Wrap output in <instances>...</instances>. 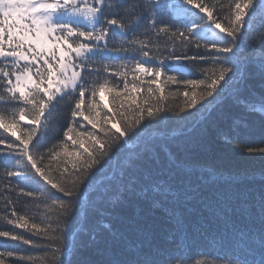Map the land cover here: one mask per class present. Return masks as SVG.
<instances>
[{
	"label": "snow or ice",
	"instance_id": "1",
	"mask_svg": "<svg viewBox=\"0 0 264 264\" xmlns=\"http://www.w3.org/2000/svg\"><path fill=\"white\" fill-rule=\"evenodd\" d=\"M129 3L130 0H0V64L4 65L0 67V89L3 90L0 106L6 109L0 112V129L15 137L14 142L0 137V145L6 149L0 151V156H16L23 160L24 168L30 166L44 185H50L61 194L56 196L49 192L61 218L56 229L59 235L48 237L52 243L60 242L53 252L56 264H73L72 260L64 258L65 248L71 255L76 252V240H68L73 235L68 225L80 211L86 216L96 207L94 196L113 204L124 202L126 197L133 195L151 197L155 203L170 201L175 205H186L193 199L196 189L188 183L190 173L180 174L182 166L167 144L176 137L167 134L164 124L167 117L161 115L168 111L164 106L167 99L165 86L184 87L183 104L177 113L179 121L192 117L194 127L203 123L209 118L205 114L209 113V107L217 97L228 93L238 95L244 86L240 48L246 42L247 30L252 27L249 17L264 14V0H230L226 16L205 0H150L147 5H132L126 24L118 17ZM165 6L184 17L180 22L182 27L161 26L158 14ZM137 7L142 11L133 19ZM192 9L197 11L193 13ZM221 11H224L223 5ZM141 24L146 37L151 33L157 41L161 37L168 38L171 43L166 45V55L159 54L158 59L153 55L152 40L129 38ZM116 37L121 39L120 47H109L110 40ZM201 40L205 42L203 45ZM261 43L264 45V40ZM179 46L184 49L182 54L176 50ZM202 48L204 50L200 51ZM191 49L195 51L188 55ZM121 52L125 54L123 57L118 55ZM137 52L140 59L134 54ZM95 57L126 62L116 69L111 64H104L103 79H97L89 87L87 76L95 73L99 77L101 73V69L92 66ZM181 61L210 62L218 67L213 68L211 75L207 69L203 70L205 78L200 80H178L166 74V70L189 74V68ZM128 62H134V66ZM261 66L264 68V57ZM113 78L122 79L123 86L113 84ZM198 87L203 91L197 92ZM106 93L110 100L101 106ZM69 96L75 101L71 108L72 120L63 132L64 139L59 147L54 146L47 152V158L58 163L50 164L46 171L39 163L45 156L37 157L36 151L46 134L51 110ZM9 108L10 112L7 111ZM259 111L264 114V106ZM81 121H86L90 129ZM145 130L159 135L141 143ZM179 135L183 137L185 133L181 131ZM129 140H134L137 147L124 156L119 171L99 187L89 190L101 169L117 153L121 154L122 146ZM256 150L264 153V147L249 149ZM161 151L169 155L167 164L161 161ZM215 175L208 172L206 178L211 180ZM6 176L23 178L26 172L9 170ZM86 192L94 196L84 200ZM20 194L32 196L23 189ZM203 207L219 217L225 228L233 231L236 226L231 221L232 213L250 214L255 209L262 226L258 264H264V192L252 204L246 196L241 199L240 194L219 192L214 200L203 202ZM11 215L16 219H9L8 223L15 228L35 229L33 235L40 233L36 224L29 225L24 216H17L14 208ZM0 237L36 246L35 241L20 233L0 231ZM91 239L95 241L96 236L92 235ZM116 240L119 242L121 237L117 236ZM126 243L135 252L133 258L120 259L109 251L104 253L107 258L103 264H152L141 255L142 242L138 241L134 246ZM176 247L182 248L183 241H178ZM7 258H15L11 264L32 260L31 256L15 251H0V264H6ZM185 259L179 257L180 264H184ZM220 259H226L227 264H249L247 259L235 256ZM251 264H257V261L253 259Z\"/></svg>",
	"mask_w": 264,
	"mask_h": 264
},
{
	"label": "trees",
	"instance_id": "2",
	"mask_svg": "<svg viewBox=\"0 0 264 264\" xmlns=\"http://www.w3.org/2000/svg\"><path fill=\"white\" fill-rule=\"evenodd\" d=\"M149 2L150 0H130L129 5L121 10L122 15L118 18L124 19L126 24L129 23L128 12L132 10V5H147ZM205 2L209 5L214 4L221 15H227V5L230 0H205ZM221 5L224 6V11H221ZM141 11L137 7L133 19L139 16ZM196 11L192 9L193 13ZM158 18L162 21L161 26L168 24L179 27H182L180 22L184 19L177 16L175 10L168 6L159 12ZM249 19L252 27L247 30L246 42L240 48L244 86L238 95L228 93L217 97L210 105L209 113L205 114L209 118L203 123L194 127L192 117L184 122L179 121L177 113L183 104L184 87L182 85L178 87L176 84L165 86L167 99L164 101V106L168 111L161 115L167 117L164 122L167 134L176 137L168 140L167 144L176 154L175 160L182 166L180 174L190 173L188 183L196 189L193 199L186 205H175L170 201L155 203L151 197L133 195L126 197L124 202L113 204L107 199L102 201L99 196L86 192L83 199L88 200L90 196H94L96 207L86 216L83 211L73 216L68 225L73 235H70L68 240L69 242L76 240V252L75 255H71L65 248V259L72 260L73 264H103L107 258L104 253L109 251L120 259H131L135 256V252L126 242L134 246L139 241L143 244L141 255L152 261V264H169V262L180 264L179 257L186 258L184 264H227L226 259L220 258L229 256L247 259L249 264L255 259L258 264L261 252L259 234L262 226L255 209H252L250 214L234 211L231 221L236 228L233 231L225 228L224 222L219 217L210 214L203 207V202L214 200L216 193L219 192L240 194L241 199L246 196L250 204L255 202V198L261 192H264V153L258 150L249 151L250 148L264 147V114L259 111L264 106V68L261 66V59L264 57V45L261 43L264 40V14ZM144 33V25L141 24L129 38L152 40V53L157 59L159 54H167L166 45L171 43L167 37H161L157 41L153 34L150 33L146 37ZM200 43L203 45L205 42L201 40ZM157 44L158 47L155 46ZM120 45L119 37L110 40L109 47L118 48ZM176 50L181 54L184 52L182 46L177 47ZM203 50L202 48L200 51ZM194 51L195 49H191L187 54L192 55ZM134 54L140 59L138 52ZM118 55L123 57L125 54L121 52ZM125 62L121 59L105 61L95 57L92 66L101 69V73L99 77L95 73L87 76V85L90 87L97 79H103L104 64H111L112 68L116 69ZM128 63L134 66V62ZM169 63L173 62L169 61ZM180 63L189 68V74L170 70H166V74L175 76L178 80H200L205 78L203 70L207 69L208 75H211L213 68L218 67L210 62L197 61L193 64L181 61ZM0 67L4 65L0 64ZM112 83L123 86L122 79L113 78ZM2 91L0 89V92ZM196 91H203V88L198 87ZM76 95L78 96V93ZM109 100L110 96L106 93L101 106ZM74 102L72 97H65L56 104L48 116L46 134L41 140L39 150L36 151L37 157L45 156V159L39 163L46 171L49 170L50 164L58 163V161H50L47 152L54 146L58 148L64 139L63 132L72 120L71 108ZM2 104L3 102L0 101V105ZM4 111L6 109L0 106V112ZM7 111L10 112L11 109ZM81 122L90 129L86 121ZM24 123L27 127V123ZM181 131L185 133L183 137L179 135ZM155 135L159 134L145 130L141 143L147 142ZM163 135L166 136V133ZM0 137H6L8 142L15 141L11 132L4 133L3 129H0ZM68 143L71 144L70 141ZM136 147L134 140L124 144L121 154L117 153L107 166L101 169L95 184L89 185V190L99 187L106 179H110L118 172L124 156L134 151ZM0 151H6L4 145H0ZM160 157L162 163L167 164L168 153L161 151ZM24 164L25 162L16 156H0V231L23 234L26 238L35 241L36 246L23 245L18 241L0 237V251L11 250L32 257V260H25L21 264H56L53 252L60 242L52 243L48 237L59 235L56 229L61 218L58 207L49 198V192L56 196L61 194L51 189L50 185H44L43 181L34 175L30 166L24 168ZM20 169L26 172V177L6 176L7 171ZM208 172H214L216 175L209 180L206 178ZM53 175L58 173L53 172ZM21 189L31 192L32 196L20 194ZM13 208L17 216H24L29 221V225L36 224L41 230L40 233L33 235L35 229L25 231L23 228H15L13 224H9V219H16L11 215ZM60 226L63 227L62 224ZM92 235L96 236L95 241L91 239ZM117 236L121 237L119 242L116 240ZM178 241H183L182 248L176 247ZM14 259L7 258L6 264H11Z\"/></svg>",
	"mask_w": 264,
	"mask_h": 264
}]
</instances>
